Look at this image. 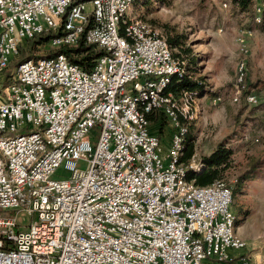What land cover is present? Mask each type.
<instances>
[{"label":"built area","instance_id":"built-area-1","mask_svg":"<svg viewBox=\"0 0 264 264\" xmlns=\"http://www.w3.org/2000/svg\"><path fill=\"white\" fill-rule=\"evenodd\" d=\"M139 3L0 0V71L41 33L56 32L47 50L83 36L104 51L89 72L58 53L0 79V264H251L231 188L188 178L201 165L195 154L182 160L197 96L167 90L184 62L136 15ZM236 41L233 102L248 53ZM244 100L259 101L253 92ZM150 114L166 118L167 147Z\"/></svg>","mask_w":264,"mask_h":264},{"label":"rangeland","instance_id":"rangeland-1","mask_svg":"<svg viewBox=\"0 0 264 264\" xmlns=\"http://www.w3.org/2000/svg\"><path fill=\"white\" fill-rule=\"evenodd\" d=\"M86 8L90 10V4ZM133 10L163 34L182 36L197 56V76L203 77L207 93L196 97L189 139L199 160L221 142L229 149L222 177L234 193L230 206L235 230L246 241L244 251L251 264H264V0H251V6L244 9L232 0H144ZM238 36L247 45V71L243 96L233 102L238 62L243 58ZM47 51L41 45L35 53ZM248 92L257 96V104L244 100ZM165 126L167 139L171 128ZM248 170V177L239 182ZM19 217L22 224L27 223L24 214Z\"/></svg>","mask_w":264,"mask_h":264},{"label":"trees","instance_id":"trees-1","mask_svg":"<svg viewBox=\"0 0 264 264\" xmlns=\"http://www.w3.org/2000/svg\"><path fill=\"white\" fill-rule=\"evenodd\" d=\"M144 0H141V3ZM232 2L241 8H248L251 6V0H232ZM56 35V32H47L37 34L32 38L25 39L23 44L18 48V56L12 60L9 69L3 70V75L0 77L3 84L9 83L11 79V71L21 61L27 59H36L40 57H53L58 53H64L67 59L77 64L82 70L89 72L98 57L104 52L102 48H98L95 45H89L84 42V37L78 40L77 44L69 47L50 48L45 54L37 55L35 50L38 46L45 45L50 38ZM167 42L177 52H174L175 56L179 57L184 62L185 72L182 75H174L171 77L168 83L167 90L173 92L175 96L182 90H188L195 95H200L205 90V82L203 77L198 75V58L194 56L190 48L187 47L180 35H172L165 33ZM25 43V44H24ZM205 93V92H204ZM198 97V96H197ZM150 121V127L153 132L158 136L162 133L167 123L166 118L162 114H150L148 116ZM190 131V130H189ZM188 131L185 138V147L182 160L187 161L194 154V147L191 139H189L190 132ZM160 138V137H159ZM230 151L226 148L224 143H219L215 149L207 156L200 158V167L196 171H189L188 178L195 180L197 185H208L213 183L217 179H223L222 174L225 170ZM248 172L241 174L239 182H242L248 177ZM224 180V179H223ZM232 196L234 195L232 187Z\"/></svg>","mask_w":264,"mask_h":264},{"label":"crops","instance_id":"crops-1","mask_svg":"<svg viewBox=\"0 0 264 264\" xmlns=\"http://www.w3.org/2000/svg\"><path fill=\"white\" fill-rule=\"evenodd\" d=\"M166 127V126H165ZM164 127V128H165ZM164 136H165V129H163V131H162V133L160 134V140H161V142H162V144H163V146H165V147H167L168 146V143H169V137L166 139V138H164Z\"/></svg>","mask_w":264,"mask_h":264}]
</instances>
